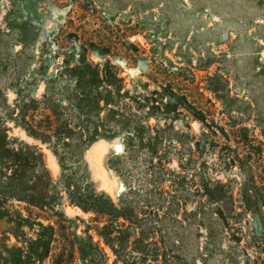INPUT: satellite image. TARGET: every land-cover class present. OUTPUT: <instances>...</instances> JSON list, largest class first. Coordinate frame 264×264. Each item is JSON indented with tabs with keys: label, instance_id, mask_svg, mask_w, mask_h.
I'll list each match as a JSON object with an SVG mask.
<instances>
[{
	"label": "rangeland",
	"instance_id": "374dc122",
	"mask_svg": "<svg viewBox=\"0 0 264 264\" xmlns=\"http://www.w3.org/2000/svg\"><path fill=\"white\" fill-rule=\"evenodd\" d=\"M78 53L100 70L109 62L123 90L112 117L107 110L100 115L108 137L73 155L29 136L10 112L31 99L42 100L47 89L58 94V84L48 87L47 80L64 60L74 66ZM0 116L11 137L41 149L56 182L71 174L116 203L130 186L143 188L141 196L132 192L143 203L153 183L169 194H184L188 202L182 211L202 206L206 213L190 224L186 264H255L259 258L249 231L252 215L232 220L233 229L225 227L216 206L197 190L201 179H217L230 184L238 198L252 170L264 173V0H0ZM132 121L165 130L157 153L131 149ZM213 126H223L230 139L218 128L212 133ZM242 128L255 141L237 143ZM229 147L261 156L263 163H255V169L228 166L223 153ZM7 203L10 217H0V264H80L74 235L92 234L98 241L96 228L109 223L67 197L62 208L71 220ZM17 216L30 217L31 224L39 216L52 225V250H13L25 247L39 228L18 224ZM103 251L107 264H124L108 247Z\"/></svg>",
	"mask_w": 264,
	"mask_h": 264
},
{
	"label": "trees",
	"instance_id": "16d2710c",
	"mask_svg": "<svg viewBox=\"0 0 264 264\" xmlns=\"http://www.w3.org/2000/svg\"><path fill=\"white\" fill-rule=\"evenodd\" d=\"M79 54L74 56V66L70 60H64L59 72L47 80L48 87L52 82L58 84V94L47 89L42 100L31 99L28 103L18 104L19 109L13 108L10 112L16 114V120L29 136L62 146L73 155L83 152L101 137H108L109 130L99 120L100 115L107 110V117H112L115 98L122 96L123 90V80L112 70L114 67L109 62L100 70ZM217 91L212 89L221 99ZM224 111L230 113L225 105ZM37 112L42 117L39 121ZM1 120L0 116V217H10L6 206L7 202L14 201L71 220L64 216L62 208L67 197L70 204L83 212H93L107 217L109 221L100 230L96 228L98 241L92 234L74 235L73 243L75 250L79 251L80 264H107L103 251L105 247L117 256L116 262L120 260L124 264H186L183 253L189 244L190 224L201 211L206 213L202 206L182 211V206L188 202L184 194H169L153 183L148 186L151 194L144 195L141 204L132 195L133 190L138 191V196L143 195V188L128 187L116 203L107 194L97 192L91 182L76 179L71 174L64 173L56 182L41 149L11 137L6 122ZM216 128L227 139L230 137L223 126H215L212 133L217 134ZM245 130L242 128V134L236 135L237 143L255 141L244 133ZM163 132V128L132 121L128 125V142L131 149L146 148L154 154L165 138ZM210 136L205 134L206 138ZM211 143L216 142L213 140ZM195 145L200 147L205 143L196 142ZM223 155L228 166L247 164L255 169V163H263L261 156L256 158L252 153L241 154L232 147L228 148V154L225 151ZM160 164L164 168L162 160ZM153 166L150 163L149 167ZM176 176L179 178L182 174L178 172ZM201 183V190L197 192L216 206L215 213L225 227L233 229L232 220L247 213L252 215L249 231L259 249L255 264H264V173L259 175L252 170L248 179L240 185L238 198L228 183L210 178L201 179ZM157 193L159 197L154 196V200L152 196ZM35 218L38 222L34 220L36 223L31 224L33 219L30 217L17 216L18 224L32 229L37 224L39 228L34 229L36 237L29 238L25 247L13 250H52V238L48 237L54 235L53 226L44 225L39 216Z\"/></svg>",
	"mask_w": 264,
	"mask_h": 264
},
{
	"label": "bare ground",
	"instance_id": "6f19581e",
	"mask_svg": "<svg viewBox=\"0 0 264 264\" xmlns=\"http://www.w3.org/2000/svg\"><path fill=\"white\" fill-rule=\"evenodd\" d=\"M109 180V179H108ZM106 182V181H105ZM115 183V182H114Z\"/></svg>",
	"mask_w": 264,
	"mask_h": 264
}]
</instances>
